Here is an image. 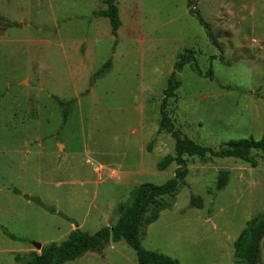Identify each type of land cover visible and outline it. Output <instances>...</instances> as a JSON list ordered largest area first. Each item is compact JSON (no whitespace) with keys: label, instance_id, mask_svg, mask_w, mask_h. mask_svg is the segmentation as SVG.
<instances>
[{"label":"rangeland","instance_id":"374dc122","mask_svg":"<svg viewBox=\"0 0 264 264\" xmlns=\"http://www.w3.org/2000/svg\"><path fill=\"white\" fill-rule=\"evenodd\" d=\"M105 2L0 0V264H21L41 254L32 244L60 246L76 229L116 227L134 190L172 180L177 164L158 168L176 155L161 129L165 99L174 131L200 146L264 139V0H118L115 36L111 20L94 16ZM185 50L198 71H175ZM56 88L82 94L66 106ZM253 157L257 168L186 156L185 184L159 200L172 207L143 231L142 249L180 264H241L235 243L264 214V155ZM66 264L139 262L122 240Z\"/></svg>","mask_w":264,"mask_h":264},{"label":"trees","instance_id":"16d2710c","mask_svg":"<svg viewBox=\"0 0 264 264\" xmlns=\"http://www.w3.org/2000/svg\"><path fill=\"white\" fill-rule=\"evenodd\" d=\"M118 0H106L107 10L94 13L95 17L111 20L113 35L120 27L118 9L116 8ZM196 0H189L191 8ZM196 14L202 25L208 29V24L200 17L197 9L192 11ZM7 26H17V24H7ZM211 38V36L209 35ZM213 37V36H212ZM211 40H213L211 38ZM194 50H185L177 57L175 71L181 72L186 66H192L193 70L198 71V65L195 59ZM109 61L105 67L97 73L96 77L103 75L111 67ZM179 88L176 73L169 80L168 89L165 96L173 98ZM166 103L164 100L162 107L161 129L168 130L176 140V155L167 156L158 168L160 171H166L172 164H177L175 177L162 186L153 184H144L132 192L130 203L121 205L119 208L120 221L116 227L101 230L94 236L82 232L80 229L73 231L69 239L62 245H52L42 249L41 254H32L27 258H17L21 264H66L76 261L89 252H99L104 250L111 243H118L122 240L137 253L139 264H180L173 258L164 254L148 252L142 249L141 239L143 231L155 223L160 214L171 208V204L160 202L165 197H174L185 184L188 175L185 157H199L201 159L219 158L235 159L249 164L252 168L258 167L257 160L253 157L254 152L264 155V139L257 141L254 139L232 141L223 146L219 151L203 147L197 143L180 136L174 131V126L168 120L166 114ZM71 105L67 103L66 106ZM229 182V173L221 172L218 176L216 190L218 192L225 190ZM30 200V198H28ZM191 203L194 207L203 209V200L198 197H192ZM5 231V230H4ZM5 233H7L5 231ZM264 242V214L253 218L247 228L241 233L235 243V257L241 264H261V249Z\"/></svg>","mask_w":264,"mask_h":264},{"label":"crops","instance_id":"0c3cea01","mask_svg":"<svg viewBox=\"0 0 264 264\" xmlns=\"http://www.w3.org/2000/svg\"><path fill=\"white\" fill-rule=\"evenodd\" d=\"M79 46H81V45H78V42L76 41L75 43H74V46H73V51L75 52H77V53H79V51L81 52V51H83V49H84V47H82V48H80ZM95 51V48H94V50H93V52ZM57 90H55L56 92H53V94L52 95H55V96H57L60 100H64V99H67V100H65V101H67V102H71V103H75V97H72V96H75L76 94H82V93H80V92H77L76 90H75V92L74 91H72V90H70V89H67V91H60V89L59 88H56ZM44 91V90H43ZM73 92V95H71V97H66L65 95H67V94H69V93H72ZM86 92L87 91H85L84 92V94H86ZM41 93H43V92H41ZM59 96H61V97H64L63 99H61V97H59ZM57 98V99H58ZM65 106V105H64ZM63 153V152H62Z\"/></svg>","mask_w":264,"mask_h":264},{"label":"water","instance_id":"95a60500","mask_svg":"<svg viewBox=\"0 0 264 264\" xmlns=\"http://www.w3.org/2000/svg\"><path fill=\"white\" fill-rule=\"evenodd\" d=\"M32 246L37 250V251H42L43 246L41 244L34 243Z\"/></svg>","mask_w":264,"mask_h":264}]
</instances>
